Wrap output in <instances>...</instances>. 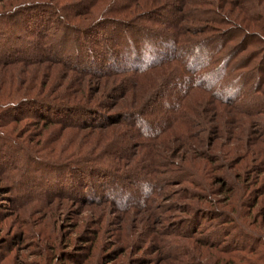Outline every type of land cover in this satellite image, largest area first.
<instances>
[{
	"label": "rangeland",
	"instance_id": "rangeland-1",
	"mask_svg": "<svg viewBox=\"0 0 264 264\" xmlns=\"http://www.w3.org/2000/svg\"><path fill=\"white\" fill-rule=\"evenodd\" d=\"M204 1L42 0L44 6L40 9L23 13L22 8L13 14L15 21L0 18V42L5 43L0 48V105H4L0 116L7 114L4 117L8 119L22 103L26 110L17 120L3 122L0 117V264H264V111L249 116L251 123L244 124L245 135L240 139L216 135L212 129L200 132L208 144L196 140L191 147H180L184 139L177 138L182 137V132H168L169 148H161L157 155H167L174 162L170 161L169 166L159 162L153 168L147 150L132 147V143L149 140L142 133L158 126L152 123L165 115L162 107L169 106L178 95L174 86L160 89L158 97L147 102L139 97L132 100L136 96L123 75L103 79L81 76L62 62L44 58L45 55L59 60L73 57L78 59L76 63L85 62L98 69L108 67L103 62L112 59L118 67L136 68L173 51L178 31L188 41L187 46L174 50L180 57H176L178 66L173 69L178 74L184 67L181 59H189L200 68V60L207 61L220 42L211 39L225 33L232 23L234 27L248 29L247 33H264L262 22L244 11L239 5L241 0H206L203 4ZM208 1L214 4L209 5ZM182 3L188 11L183 14ZM16 4L12 0H0V12H7ZM253 4L259 16L264 14V0H253ZM138 6L132 17L140 15L144 23H149L146 28L136 20L130 22L131 28L121 23L115 27L106 21L99 32L93 30L94 33L87 34L84 30L77 32L69 24V20L90 22L97 16L104 20L128 15ZM213 9L226 14L227 20L209 22L205 12ZM178 19L180 27L176 28L174 22ZM261 20L264 24L262 17ZM210 25L218 26L219 31L206 40L198 53L193 52L191 43L212 32L214 27ZM151 31L159 33L157 43H149V38L141 36L142 32L153 35ZM160 41L163 44H158ZM28 44L38 50L26 49L24 54L21 48ZM3 53L8 55L5 57ZM27 55L39 59L30 63L2 59ZM252 59L255 67L258 58ZM214 61L220 64L222 57ZM212 68L200 74L201 77H210L215 87L223 89L220 87L223 80L218 79L220 73ZM176 74V78L181 77ZM258 75L256 72L255 80ZM171 77H157L154 73L151 78L163 88ZM180 80L181 88L185 85L182 80L189 81L186 77ZM199 92L204 97L195 104L201 110L206 105L208 111L211 104L207 103L212 98L206 92ZM43 97L68 105L78 100L88 101L100 107V113L90 116L95 122L103 120L101 115L126 114L131 110L138 111L135 115L140 118L132 123L76 133L40 120L42 117L37 115L40 111L54 116L53 110H47L51 104ZM257 102L264 104V96ZM188 108L193 112L195 105L189 102L187 111ZM225 111V117L220 120L230 130L235 125V113L231 108ZM81 114L76 110L71 116ZM66 115L70 114L61 113L60 117ZM210 124L215 125L211 121ZM133 149L140 151L139 161H132ZM30 150L37 153L29 154ZM70 153L96 155L90 160L96 174L81 169L79 175L74 168L53 166L59 154ZM144 162H149V173L155 171L156 177L167 178L170 183L165 196H154L147 202L143 200L150 183L140 175L143 172L140 165ZM184 167L193 168L198 174L195 184L179 183L178 177L173 176L172 169L184 170ZM105 170L110 173L107 177Z\"/></svg>",
	"mask_w": 264,
	"mask_h": 264
},
{
	"label": "trees",
	"instance_id": "trees-1",
	"mask_svg": "<svg viewBox=\"0 0 264 264\" xmlns=\"http://www.w3.org/2000/svg\"><path fill=\"white\" fill-rule=\"evenodd\" d=\"M12 1L15 4L17 2V4L14 5V7H12L11 9L7 10V12H3V13L0 12V18L2 17L1 19H6V20L13 19L15 21V19L12 18L11 16L13 14L16 15V13L18 12H21L22 8L24 9L23 13H27V11H31L37 8L40 9L41 7L44 6V2H45V1L42 2V0H12ZM230 1L233 2V0H230ZM182 2L184 3V0H182ZM183 3H182V6L180 7V11L182 12V14L184 11L188 12L186 11V7H184ZM212 3L213 2H210V1L207 2V4L209 5ZM203 4H206V0L204 1ZM239 5L244 9V11L248 15L257 17L256 19L262 22L261 25L263 26L262 29L264 32V24H263V20H261V17L264 19V16H263L264 14L259 16L256 9H253L252 7V5H254L253 0H241V3H239ZM176 6L174 7L176 8ZM137 8H140V6L135 7L132 10V13L128 15L123 14L122 16H119V17L117 16L116 17H113V16L105 17L104 16L105 17L104 20H101L102 18H98L97 16L96 19L90 22H87L85 20H78V21L73 22L69 20V24L73 26V29L76 30L77 32L84 30V32H86L87 34L94 33L93 30H95V32L96 30L97 32H99V27L104 26V23L106 21H110L109 23L110 24L113 23V26L115 27L119 26L121 23L123 25H126L125 28H131L133 27L132 23L136 20L138 24L140 25L144 24V26L142 25L144 28L148 27L149 23L147 22L144 23L140 15H137L136 17H132L135 15L133 13L136 12ZM88 9L89 11L94 10L90 8ZM253 12H256V14L253 15L252 14ZM205 13L208 14L207 18L209 22H220L223 20H227L225 16L226 14L225 15L223 13L219 14L214 9L209 12L206 11ZM17 15H19L20 17V14H17ZM63 16H65L64 11H63ZM256 19L251 18L250 20L257 21ZM232 25L231 27H229L227 31H225V33L222 32L224 33L223 35L222 33H220V35L216 34L217 36L215 38H212V35L218 32L220 28L215 25H210V27H214L213 29L211 28L212 32L206 33V35L201 37L199 41H197L196 43H191L193 44L195 48L192 46L190 49H193V52L198 53L199 48L203 47L206 44V40H208V38L209 39L212 38L211 39L212 41L220 40V42L218 43V46L217 45L215 46V50L212 52L211 56L208 55L209 59L207 61H204L202 59L200 60V64H202L200 68H197L196 67L197 65H195L193 62L191 63L189 59H186V58L181 59L182 60L181 63L183 64L184 67L183 69L179 70L178 74L174 73V70L176 69L175 67L178 66V63L176 62V57L178 56L176 55L174 50L176 51L178 48H180V46H187L186 44L188 43V41H185L182 39L184 34L182 35L178 31H176L178 35V38L176 40V45L175 43L172 44L173 51L166 53L164 57L161 56L160 58H157L156 60L149 62L148 65H144V66H140L136 68L118 67L117 65H115L116 63L114 61L113 62L111 61L112 59H108L106 63L103 62V65L106 64V66L108 65V67L98 69V68H93V65L87 66L85 62H81L80 64L76 63L78 62V59L77 58L74 59L73 57L72 59H67V60L60 59L59 60V59L52 58L50 56L46 57L45 55L44 58L50 61H53V62H62L63 64L68 66V68L74 69L77 72H79L81 76L93 75V76H98L101 79H103L105 76H111L114 74L123 75L125 77V80H127L130 84V90H132L136 96V97H132V100L139 97V99L141 98H143L144 100L147 99L146 100L147 102L150 99L151 100L154 99L152 97H158L160 93V89L164 91L168 87L174 86V93H178V95L176 94L174 100H172L169 106L162 107L161 111H165V115L158 116V119L157 120L155 119L152 123L154 124V126H156L157 124L158 126H156L152 131L142 133L143 134L142 136L149 138V140H146V141L141 140L138 144H135V145L132 143V147L137 146V147H141L142 150L143 149L147 150L146 152L152 156V157H149V155H147V159L150 158L148 160H152L151 161L152 165L154 164L153 168L156 167L155 166L156 163L159 165V162H161L163 166L164 165L169 166L171 162H174L172 159H168L167 155L166 156L157 155L161 148H166V149L169 148L168 144L171 139V136L168 134V132H172V133L177 132V131L182 132V137L177 138V139L179 138L184 139L183 140L184 142H182L184 144H179L180 147L181 146L191 147L196 144V140L197 142H200L201 144H204V145H206V143L208 144V142H205L206 141L205 136L200 137L201 136L200 132L207 131V130L212 131V129L213 131H216V135L220 136L224 134L227 137L229 135H232L235 138L240 139L241 136L245 135V132L243 130L244 124L251 123L249 121V118H250L249 116L257 115L259 112L264 111V108H263L264 104L260 105L257 102V99L262 98V96H264V33H260V32L247 33L248 29H245V27L237 26V25L236 27H234ZM174 26H176V28L180 27L179 19L178 21H176V23L174 22ZM28 32L31 33V31H28ZM151 33H154V34L148 35L147 32H142L141 36H143V39L149 38L148 39L150 40L149 43H152V44L157 43L159 41L157 38V35L159 33H157V31H153V32L151 31ZM164 35H166V33ZM167 35H169V32L167 33ZM24 38L26 40L27 37H24ZM148 40H146V42H148ZM160 42L161 43H158V44H163L162 41ZM4 44L5 43L3 41L0 42V48L1 46L4 47ZM21 49H22L21 51L24 54L27 50H31V52L38 50L32 47L30 44H28L26 48H21ZM247 50H249L248 51L250 52L249 54L246 53ZM3 54H4L3 56L8 55L7 53H3ZM220 56L222 57V62L220 64H214L215 63L214 60ZM34 57L35 56L27 55L26 57L21 56V57H15L13 59H8V58H2V59H3V62L25 61L26 63H30V62L38 61L39 57L38 58H34ZM254 57L258 58V61L255 67L253 66L254 60L252 59ZM212 60H213V63H212ZM69 61L72 62L73 64H70ZM197 63H199V61ZM210 67H213L212 69L215 68L216 73L218 72L220 73V76L218 77V79L223 80V82H221L222 85L220 86V87H224L223 89L215 87L213 85L215 84V82L213 80H210V77L208 78L201 77L202 75L200 74H206V72L212 71L210 70ZM256 72H258L259 75L255 80L254 76ZM154 73L156 74L157 77L163 76L165 78H168L172 76L171 81L165 82L163 84L164 87L160 88L161 85L158 82L154 83L153 78H151L154 75ZM174 74L180 75L181 77L176 78ZM196 76L201 77V78L197 79ZM183 77H186L189 81L182 80V83H184L185 85L184 87L181 88L180 79ZM199 91L206 92L212 98L207 103V104L209 103L211 104L210 109H208V111L205 110L206 105L204 109L201 110L195 104L197 103V101L201 100L204 97V94L200 93ZM114 93H117V91H115ZM236 93L238 94L236 97H234V94ZM248 94L250 96H248ZM44 100L47 101L48 100L47 97L44 98ZM47 102L51 104L49 106L50 109L48 107L47 110L49 111L53 110L54 116L53 117L47 116L45 114V111H44V114L42 111H40L41 113L38 112L39 114H37L42 117L40 120L44 121V123L46 124H54V125L57 124V125L65 126L67 127L65 129L75 130L76 133H78V130L80 131V130H88L92 128H104V127L108 128V126L112 124L115 125L117 123L127 124V121L129 123H132L137 118H140L138 115H135L139 113L138 111L131 110L126 114L115 113L112 115H107V114L101 115L103 120L101 122H95L94 120H92V118H90V116H93V114L95 115L97 112L100 113V111H98L100 107L92 105L88 101L82 102L81 100H78L76 102H71L72 104H69V105L65 102L63 104L50 102V101H47ZM189 102L190 104L195 105L193 112H189V108L187 111ZM23 106H25L24 103H22L21 106L18 105L17 107L20 109L16 110L17 111V112L15 111L16 113L11 114V116L8 117V119H5L4 117L7 114L0 116L3 122H6L12 119L17 120L18 117L25 115L26 110L23 108ZM3 107L4 105H0V108H3ZM73 107H76V108H73ZM226 108H231L235 113L233 116V122L235 123V125L232 124L233 127L230 130L226 126H224L222 124V121L220 120L221 117H225ZM76 110H79L82 113L81 114L82 116L79 115V117H75V118L72 117L71 116L72 111L75 112ZM61 113H66L70 115L68 116L66 115L67 117L62 118L60 117ZM245 115L248 116L247 120H246L247 116ZM151 121H149L148 123H150ZM210 121L214 122L215 125L210 124ZM137 127L139 128L138 125ZM141 132L142 131L138 132V134ZM134 136H138V135L135 133ZM134 136L132 138H135ZM251 143H254V141H252ZM158 145H159V148L156 147ZM30 152H36V151L30 150L28 153L30 154ZM132 152H133L132 154H134L135 156V159L132 160L133 162L135 160H138L139 157H141L139 150L138 151L134 150ZM95 156L96 155H82V154L77 155L74 153H70L69 156L68 155L64 156V155L59 154L58 160H54L53 166L74 168V170L75 169L78 170L77 173L79 175H81L79 173L81 169L84 171L88 170V173L92 175L94 173L96 174V172L94 171V169H92L93 163H91L92 161L90 160H93ZM159 156H160V159H157ZM119 164L121 165V163ZM123 166H120V167L123 168ZM106 168L108 169L107 166ZM140 168L141 170H143V172L139 171L141 177L150 183V186H149L150 188L148 187V189L146 190L145 200H143V202L150 201L152 198H154V196H158V197L165 196L164 195L165 192L169 190L168 185H170V183H167L169 179L167 178L161 179L159 177H156L155 171L149 173L148 172L149 162L148 164L144 162L142 165H140ZM184 168H185L184 170L183 169L181 170L172 169L171 172L174 174L173 176L178 177L179 183H182L184 181H189V183L195 184V178L196 180H198L197 178H199L196 171L193 168H188V167H184ZM131 169H135V168H131ZM128 172L130 174L133 173L131 171H128ZM104 173H106L105 174L106 177L107 175L110 174L108 170L107 171L105 170ZM2 175L5 176L4 172H2ZM126 175H128V173ZM130 178L132 179L131 175H129L128 179L131 180ZM9 179L11 180V178ZM92 195L96 197V193H94V191H92ZM202 218L205 219L206 216L204 215ZM199 226L200 225L196 226V228H198ZM192 235H195V234H192Z\"/></svg>",
	"mask_w": 264,
	"mask_h": 264
}]
</instances>
